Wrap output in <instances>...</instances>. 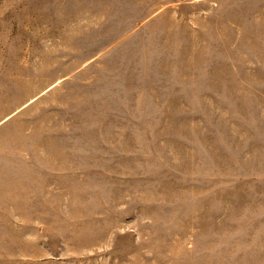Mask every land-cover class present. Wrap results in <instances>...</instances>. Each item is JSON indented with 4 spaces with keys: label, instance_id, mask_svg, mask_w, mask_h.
Masks as SVG:
<instances>
[{
    "label": "rangeland",
    "instance_id": "rangeland-1",
    "mask_svg": "<svg viewBox=\"0 0 264 264\" xmlns=\"http://www.w3.org/2000/svg\"><path fill=\"white\" fill-rule=\"evenodd\" d=\"M0 264H264V0H0Z\"/></svg>",
    "mask_w": 264,
    "mask_h": 264
}]
</instances>
